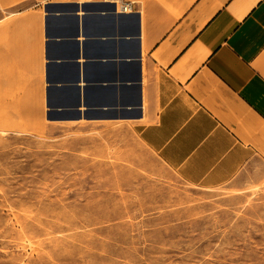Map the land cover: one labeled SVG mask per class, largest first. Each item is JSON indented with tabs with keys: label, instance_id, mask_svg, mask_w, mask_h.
Segmentation results:
<instances>
[{
	"label": "crops",
	"instance_id": "obj_1",
	"mask_svg": "<svg viewBox=\"0 0 264 264\" xmlns=\"http://www.w3.org/2000/svg\"><path fill=\"white\" fill-rule=\"evenodd\" d=\"M126 1L0 0V102L138 139L195 185L264 171V0Z\"/></svg>",
	"mask_w": 264,
	"mask_h": 264
},
{
	"label": "rangeland",
	"instance_id": "obj_2",
	"mask_svg": "<svg viewBox=\"0 0 264 264\" xmlns=\"http://www.w3.org/2000/svg\"><path fill=\"white\" fill-rule=\"evenodd\" d=\"M118 136L0 102V264H264V171L195 185Z\"/></svg>",
	"mask_w": 264,
	"mask_h": 264
},
{
	"label": "built area",
	"instance_id": "obj_3",
	"mask_svg": "<svg viewBox=\"0 0 264 264\" xmlns=\"http://www.w3.org/2000/svg\"><path fill=\"white\" fill-rule=\"evenodd\" d=\"M106 1L115 4L118 8V12H125V13L132 12L135 4L133 1H126V0H106Z\"/></svg>",
	"mask_w": 264,
	"mask_h": 264
}]
</instances>
